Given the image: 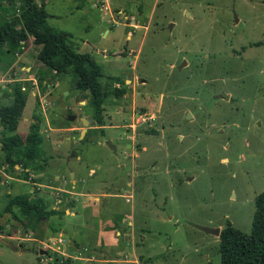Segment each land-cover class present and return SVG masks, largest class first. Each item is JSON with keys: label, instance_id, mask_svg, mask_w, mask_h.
Masks as SVG:
<instances>
[{"label": "rangeland", "instance_id": "obj_1", "mask_svg": "<svg viewBox=\"0 0 264 264\" xmlns=\"http://www.w3.org/2000/svg\"><path fill=\"white\" fill-rule=\"evenodd\" d=\"M7 5L15 10L20 4ZM46 10L48 23L71 32V44L101 65L99 81L107 92L102 122L91 92L77 90L72 74L51 72L42 90L35 71L45 72L46 66L31 38L6 70L0 68V84L18 79L28 95L17 132L25 137L35 117L47 174L49 166L62 168L64 175L77 169L89 186L105 179L104 189L116 195L102 207L86 197L91 203L83 213L86 227L82 217H67L65 235L93 245L97 232L91 228L99 220L133 221L138 240L147 235L137 245L140 264H221L220 236L195 224L222 230L231 222L247 234L252 230L256 198L264 191V0H46ZM11 100L0 87V106ZM85 117L94 119L76 148L66 136H78ZM121 136L129 137L119 143ZM60 144L63 153L73 149L67 170L61 165L65 156L52 161ZM22 172L18 168L14 177ZM8 173L0 179V209L6 191L18 182ZM27 184L24 190L33 183ZM12 191L20 192L15 186ZM48 191L51 208L61 197V209L68 206L71 199L59 189ZM0 223V264L51 261L41 255L38 239L46 240L48 224L57 222L46 219L40 229H27L6 213ZM66 257L55 255L51 263L64 264Z\"/></svg>", "mask_w": 264, "mask_h": 264}, {"label": "trees", "instance_id": "obj_2", "mask_svg": "<svg viewBox=\"0 0 264 264\" xmlns=\"http://www.w3.org/2000/svg\"><path fill=\"white\" fill-rule=\"evenodd\" d=\"M35 1L0 0V7L4 11L0 14V68L6 70L15 59V53L22 52L23 45L32 38L33 43L39 47L38 59L46 66L45 72L35 71V78L42 90H45L47 83L52 79L51 72L55 73L54 77L72 74V83L77 90L91 92L92 103L99 112V120L102 122L103 97L107 92L99 81L104 75L101 65L90 53L80 52L71 44V32L57 30L48 23L46 0H40V4L33 5ZM6 3H13V6L19 3V7L15 9L18 12L16 13L9 5L5 6ZM5 84L7 85L5 90L12 100L0 106V141L3 142L0 167L5 166V171L9 172L10 176H15L18 164L23 172L17 178L28 180L31 171L36 169L38 154L42 170L48 162V158L41 157L39 153L42 150V136L37 127L40 126V121L36 122L35 117L32 119L25 137L17 132L28 95L23 89L22 81L18 79ZM0 87L2 88V85ZM113 92L124 93L120 89ZM4 201L0 216L9 213L27 229L33 227L38 230L39 224L36 222L41 221L42 217L63 214V211L51 208L48 200L43 197L36 200V195L30 192L13 194L6 191ZM20 214H25L27 220H23ZM219 238L221 264H264V191L256 198L251 233L242 232L228 222L221 230ZM58 260L60 259L57 258ZM64 261V264H71L70 259L65 258Z\"/></svg>", "mask_w": 264, "mask_h": 264}, {"label": "crops", "instance_id": "obj_3", "mask_svg": "<svg viewBox=\"0 0 264 264\" xmlns=\"http://www.w3.org/2000/svg\"><path fill=\"white\" fill-rule=\"evenodd\" d=\"M96 6V4H92V7ZM130 35L128 34L127 38H129ZM3 87H6L7 85L3 82L1 83ZM0 84V85H1ZM102 127H105L104 125ZM56 129V128H55ZM54 130V129H53ZM59 148V147H58ZM62 150V146L60 144L59 150ZM60 150V151H61ZM67 150V149H66ZM62 156H66L68 153H63ZM69 152V151H68ZM63 158V157H61ZM60 158V159H61ZM20 165H16V168L18 169ZM51 167V166H49ZM68 168V167H67ZM3 169H5V166H3ZM69 170V169H68ZM67 170V171H68ZM73 170V177H71V180L68 179L66 174H62L60 176H56V180L51 179L52 174H54V170L52 169L48 171L50 173L49 177L45 178L42 177L41 181L44 179L46 182L40 183V188L42 190V187H52L53 182L57 183L58 181L66 184L67 192H64L65 197L69 200L68 206L64 207V210L61 209V205L65 204L63 197L59 199V204H54L52 208L58 209L63 211L62 215H51L49 218L42 217V220L38 222L39 229L40 224L43 223L44 220L48 219V221L57 222L56 225L48 224L49 230L51 231L50 236H47L46 240H43L39 238L38 240L42 243V249L40 250L41 255L44 257L49 256L50 262L46 260L43 261V264H53V257L55 255L61 254L67 256V259H70L72 264H140V258L141 255L137 252V245H142L145 243V239L147 235L144 233L138 237H136V228L134 227L133 221H130V225L119 223L115 221L111 224L110 223H104L102 220H99L97 226L92 225V231L95 234V230L97 232V235H94V244H81L77 241V239H71L68 238L65 235V225L68 223V218L74 217L75 220L80 216L83 219V213L85 214V210L87 207H91V203H87L86 197H88V200L91 202L94 201V206L102 207L101 205L107 202L109 197L116 196L114 193H111L110 190H105L104 186L107 184V180L102 179L100 180L98 185H92L89 186V182L85 178V175L83 173H80L77 169ZM94 173V169L90 168L88 174L92 176ZM54 178V177H53ZM63 178L61 180H57ZM12 183L15 182V179H13ZM119 180L114 182V185H117ZM2 182H0V189L2 188ZM116 183V184H115ZM82 184V185H80ZM126 184L133 189L134 182L132 180H129L126 182ZM24 185H28L26 182L18 181L12 184L11 189H8V192H13V186H15L20 192L24 193L27 192L29 189L33 188H27V190H24ZM50 189V188H48ZM46 189V190H48ZM44 191V190H43ZM32 192V191H31ZM42 192V191H41ZM44 194V193H43ZM50 193L46 191V193L43 195L44 199L52 200L50 198ZM96 201V202H95ZM3 202V201H2ZM84 204V205H83ZM80 205V206H79ZM82 207V208H81ZM93 212V211H88ZM94 213V212H93ZM95 215L92 214L90 217H94ZM88 218H86L87 220ZM85 220V221H86ZM83 219L82 227H86ZM75 224V223H74ZM108 224V225H107ZM75 226V225H74ZM80 226V225H79ZM79 226H75L76 228ZM85 230H88L86 228ZM46 233V232H45ZM44 233V235H45ZM47 234V233H46ZM131 237H130V236ZM2 238V237H1ZM60 238H63V242H58ZM137 238V239H136ZM2 240L5 242L6 240L2 238ZM56 240L57 243L54 241ZM47 247V249H46ZM58 250H61L60 253ZM133 258H130L132 257ZM42 258V257H41Z\"/></svg>", "mask_w": 264, "mask_h": 264}, {"label": "flooded vegetation", "instance_id": "obj_4", "mask_svg": "<svg viewBox=\"0 0 264 264\" xmlns=\"http://www.w3.org/2000/svg\"><path fill=\"white\" fill-rule=\"evenodd\" d=\"M72 114H68L67 116H66V118L67 119H69V117L71 116ZM87 118V117H86ZM76 119V118H75ZM74 119V120H75ZM36 122H38V121H36ZM103 128L104 127H98L97 129H99V131H101V132H104L103 131ZM123 128V127H122ZM131 130V128L130 127H127V128H125V131H126V133L125 134H128L129 133V131ZM82 131V130H81ZM81 131H80V133H79V135L78 136H75V135H71V136H66V137H70L69 139L70 140H73L74 142V146H75V143L77 142V140H78V138H79V136L81 135ZM88 132H89V130H87V132H86V134H85V136H84V138H86V136L88 135ZM66 137H64V138H66ZM129 136H121L119 139H118V141H119V143L120 142H122V140H123V138L124 139H126V138H128ZM83 138V139H84ZM126 141V140H125ZM81 142V141H80ZM107 142V141H106ZM125 144V146H128V149H131L132 148V143L131 142H125L124 143ZM127 144V145H126ZM38 145H40V144H38ZM2 147H3V142H1L0 141V153H1V149H2ZM73 148H75V147H73ZM73 149H70L69 150V152H68V154L65 156V158H64V161H62V164L61 165H63L64 164V166H65V169L67 170V165H66V163L67 162H69L70 161V158H71V151H72ZM58 156H56V158H53L52 159V161L54 160V161H56V160H58L59 158H61L62 157V152L59 150V148H58ZM117 153V152H116ZM121 153H123L124 155L123 156H125L126 158L127 157H129L130 155L129 154H126V152H123V151H121ZM73 156H78L77 154H76V151H74V155ZM39 161H40V156H39V154H38V156H36V169H35V171H34V174H33V176H31L30 175V177H29V179L28 180H26V179H23V178H16V177H14V176H10L12 179H15V180H18V181H23V182H26V183H29V182H32L33 184L31 185V187H33L34 189H29L27 192H30L31 193V191H32V193H33V195H36V200H38L39 198H41L42 197V195L40 194V192H41V188H40V181H41V178L42 177H45V178H47V177H49V175H50V173L49 174H47V168L45 167V169L44 170H42L41 168H40V164H39ZM51 161V160H50ZM48 164V163H47ZM46 164V165H47ZM62 167V166H61ZM57 169H58V166H56L55 168H54V174H53V180H56V176H60V175H62L60 172L62 171V168L60 169V171H57ZM4 170L5 169H3V167H1V169H0V177L2 176V174L3 173H5L4 172ZM26 170H28V168L26 169ZM49 170H50V167H49ZM49 172V171H48ZM73 170H68V172H67V174H66V176L68 177V179L69 180H71V177H73ZM33 177V178H32ZM30 179H32V181L30 180ZM61 179H63V178H60V179H57V180H61ZM64 180V179H63ZM36 183V184H35ZM66 185H67V183H66ZM80 185H82V184H80ZM48 188H56V189H59L60 190V192H59V194H64V193H62V192H67V190H69L68 188H62V187H56V186H50V187H48ZM46 191H47V193L49 192L48 190H44L43 191V193L45 194L46 193ZM42 193V192H41ZM58 204H59V202H58ZM36 223H38V222H36ZM2 226V223H0V227Z\"/></svg>", "mask_w": 264, "mask_h": 264}, {"label": "water", "instance_id": "obj_5", "mask_svg": "<svg viewBox=\"0 0 264 264\" xmlns=\"http://www.w3.org/2000/svg\"><path fill=\"white\" fill-rule=\"evenodd\" d=\"M188 114L191 115L190 113H188ZM75 118H76V114H72L69 117V119H71V120H73ZM81 119H82L83 124L85 125V127L82 129L81 135L79 136V138H78V140L76 142V148H78V146L80 144V141L84 138V136H85V134H86V132L88 130L87 127H88L89 123L92 122L94 118L93 117H87V118L85 117V118H81ZM107 143L110 144V145H112L111 141H109V140L107 141ZM195 226L197 228H199L200 230H203V231H205L207 233H212V234L219 235V236L221 234L220 227H208V226L197 225V224H195Z\"/></svg>", "mask_w": 264, "mask_h": 264}, {"label": "built area", "instance_id": "obj_6", "mask_svg": "<svg viewBox=\"0 0 264 264\" xmlns=\"http://www.w3.org/2000/svg\"><path fill=\"white\" fill-rule=\"evenodd\" d=\"M63 241H64V239L60 238L58 242L60 243V242H63ZM54 242L57 243L56 240Z\"/></svg>", "mask_w": 264, "mask_h": 264}]
</instances>
